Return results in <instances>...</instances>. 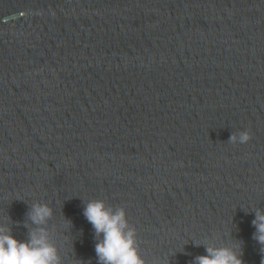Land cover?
Returning <instances> with one entry per match:
<instances>
[{"label": "water", "instance_id": "1", "mask_svg": "<svg viewBox=\"0 0 264 264\" xmlns=\"http://www.w3.org/2000/svg\"><path fill=\"white\" fill-rule=\"evenodd\" d=\"M90 200L144 264H264V0H0V226L97 264Z\"/></svg>", "mask_w": 264, "mask_h": 264}, {"label": "clouds", "instance_id": "2", "mask_svg": "<svg viewBox=\"0 0 264 264\" xmlns=\"http://www.w3.org/2000/svg\"><path fill=\"white\" fill-rule=\"evenodd\" d=\"M248 131L230 136L229 141L246 143ZM29 219L34 224H43L52 210L47 204H33ZM83 215L91 224L96 236L94 251L97 264H144L135 246L136 230L127 219L122 207L114 211L105 206L103 200H90L84 207ZM252 224L254 238L262 245L264 253V213L257 211ZM206 255L196 257V264H243L239 245L232 248L207 247ZM0 264H60L57 249L41 229L29 233L27 241H19L11 235L10 229L0 226Z\"/></svg>", "mask_w": 264, "mask_h": 264}]
</instances>
